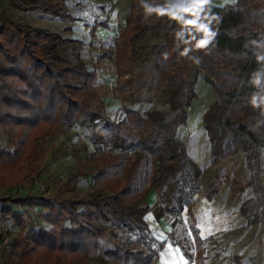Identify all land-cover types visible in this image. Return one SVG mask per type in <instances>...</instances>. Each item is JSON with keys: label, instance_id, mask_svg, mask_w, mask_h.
Wrapping results in <instances>:
<instances>
[{"label": "trees", "instance_id": "16d2710c", "mask_svg": "<svg viewBox=\"0 0 264 264\" xmlns=\"http://www.w3.org/2000/svg\"><path fill=\"white\" fill-rule=\"evenodd\" d=\"M56 1L53 15L64 16L65 0ZM150 11L156 15L158 27L167 26L165 42L155 54L158 72L183 83L189 74L188 59L194 55L199 70L214 85L216 98L203 114L210 165L236 152L264 146V0H234L221 6L206 0H130L113 47L102 54L112 60L117 77L127 73L133 42L146 32ZM182 17L181 28L175 31ZM71 44L70 39L43 30L30 31L9 18L0 20V128L8 131L7 145L13 147L12 153L0 149V190L28 185L45 158V151L36 143L70 128L81 113L88 112L92 121L103 122L95 132L89 160L93 188L108 193L105 199L114 204L117 217L146 227L144 217L149 212L159 220L162 211H171L174 205L181 210L184 202L191 211L190 198L200 192L196 186L200 168L187 157L182 144L147 115L126 109L122 120H105L104 104L94 85L96 74L85 64L63 68L56 75L54 47ZM194 98L190 82L177 108L185 111ZM247 122L260 123L261 138L247 129ZM132 147L135 151L130 159L122 152ZM259 162L256 152V170ZM78 174L86 172L79 167ZM159 186L166 189L149 205L148 193ZM220 187L218 176L207 186L206 199L211 200ZM240 187L241 181L232 182L229 191ZM259 189L264 207V187ZM8 203L37 208V218L49 228L28 229L23 214L13 212ZM76 206L67 211L42 197L0 198L1 216L10 218L18 229L11 243L17 264H85L96 253L104 255L109 264H154L158 260L163 243L154 249L144 239L103 250L100 239L113 240L115 235L96 226L97 205L86 203L83 211H77ZM194 243L193 255L180 242L176 245L193 264H206L202 241L195 236Z\"/></svg>", "mask_w": 264, "mask_h": 264}, {"label": "rangeland", "instance_id": "374dc122", "mask_svg": "<svg viewBox=\"0 0 264 264\" xmlns=\"http://www.w3.org/2000/svg\"><path fill=\"white\" fill-rule=\"evenodd\" d=\"M232 1L213 2L221 6ZM55 4L56 0H35L33 3L28 0H0V20L9 18L30 31L43 30L72 40L73 44L69 46L54 47L57 61L53 72L58 75L61 69L75 67L79 62L93 70L96 74L94 85L104 104L105 120H122L126 109L151 118L157 127L182 144L187 157L200 168L201 174L196 183L200 192L190 198L191 211L187 210L185 202L181 210L174 205L169 211L182 215L174 226L164 223V213L168 210L162 211L159 220L149 217L148 223L145 215L146 227L117 217L113 213L114 204L105 199L108 193H100L93 188V166L89 160L95 147V132L103 122L92 121L88 112L81 113L70 128H63L56 137L58 141L48 137L36 143L39 150L45 151V158L39 173L28 185L22 184L20 189L25 192L23 189L26 188L28 194L60 204L67 211L74 204H77V211H83L86 203L94 202L98 207L96 226L115 235L113 240L100 239L105 251L124 247L129 241L137 239L147 240L154 249H159L160 242L152 236H165L180 251L185 264H193L176 244L180 242L188 254L193 255L196 236L205 249L206 264H264V207L259 197V188L264 187V146L236 152L210 165V142L203 127V114L216 96L213 83L207 81L199 70L197 57H189V74L183 83L174 76L160 74L156 69L155 54L165 42L163 37L167 26L158 27L156 15L150 11L151 19L146 32L141 39L133 42V58L126 66L127 73L117 77L112 60L102 58V54L103 50L113 47L124 25L130 0H65L64 16L53 15V10L57 8ZM183 19L180 25L176 24L175 31L181 28ZM49 63L53 64L51 60ZM190 82H193L195 98L190 101L189 108L182 111L177 108L178 100ZM245 125L257 138H261L259 122H247ZM0 133L8 138L6 129L1 128ZM0 149L8 153L13 151V147L4 142H0ZM133 151L134 147L122 153L132 159ZM256 152L260 160L258 170L254 165ZM114 154L119 155L120 152ZM79 167L86 175L78 174ZM73 175H77L75 180L68 181ZM218 176L221 187L217 194L211 200H204L207 186ZM236 181H241V187L230 192L229 184ZM147 187L148 184L145 189ZM165 189L159 186L157 190H151L146 202L153 205ZM25 222L28 229L47 228L42 223L39 225L37 220L27 219ZM0 223L4 227L0 230V264H17V257L11 251L14 238L11 235L17 231L11 230L13 226L10 222ZM128 226L133 231L128 230ZM202 229L205 230L204 235ZM6 237L10 240L9 252L2 246ZM85 264L109 263L104 255L96 253Z\"/></svg>", "mask_w": 264, "mask_h": 264}, {"label": "crops", "instance_id": "0c3cea01", "mask_svg": "<svg viewBox=\"0 0 264 264\" xmlns=\"http://www.w3.org/2000/svg\"><path fill=\"white\" fill-rule=\"evenodd\" d=\"M207 1H208L209 4L215 5L214 2H213L215 0H207ZM56 137H57V135L54 136V138L52 139L54 142L58 141ZM0 142H4V144L7 143V137H5V136L2 137L1 133H0ZM20 186L12 187V188L7 189V190H0V193L1 192H5V194H1L0 198H5V196H7V197L10 196V198H12V199L14 197H17V196H19L20 198H25V197H28V196L37 197L34 194H28L29 192H28V190H26V188L23 189V190H25V192H23L22 189H20ZM8 206L12 209L13 212L19 213V214L21 213V211H23L25 209H30L34 213V220H37V223L39 225H41V223H42L43 226H47V228H45V229H48L49 225H47V223H45L42 219L37 218V214L35 213L37 208H33L32 209V208H29L27 206L15 205L13 203H8ZM39 210H41V208ZM149 217H151L154 220L153 214L151 212H149L147 214V219H146L147 222L146 223H148L150 221ZM26 220L27 219L24 218V221H26ZM0 221H3V222L5 221L6 223L10 222L11 226H13L11 228V230L13 229L12 231H17L18 232V229H17L16 225L14 224V222L10 218H3L1 216V211H0ZM150 228H151V226H150ZM15 234H12L11 237L15 236ZM152 238L154 240H156V241H159L160 243H163V248L161 249L162 252L159 251V253H158L159 258L154 264H185L184 258L180 254V251L178 249H176L175 247H173V245L168 240H166L167 238L165 236H162V237L159 236V237H156V238L154 236H152Z\"/></svg>", "mask_w": 264, "mask_h": 264}, {"label": "built area", "instance_id": "2783aa9c", "mask_svg": "<svg viewBox=\"0 0 264 264\" xmlns=\"http://www.w3.org/2000/svg\"><path fill=\"white\" fill-rule=\"evenodd\" d=\"M117 152V151H115ZM204 200H206V197L204 198ZM20 214H23L24 218L26 219H32L34 220V213L30 210V209H25L23 211H21ZM181 214L179 212H176V211H172V212H165L164 213V223L168 226H174L178 223V221L180 220L181 218ZM3 225L0 223V230H3ZM2 246L3 248L9 252V249H10V240L9 238H4L2 240Z\"/></svg>", "mask_w": 264, "mask_h": 264}]
</instances>
